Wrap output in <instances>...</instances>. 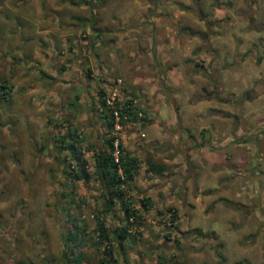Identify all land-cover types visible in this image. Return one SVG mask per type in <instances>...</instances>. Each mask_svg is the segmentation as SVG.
Returning <instances> with one entry per match:
<instances>
[{"label":"rangeland","instance_id":"374dc122","mask_svg":"<svg viewBox=\"0 0 264 264\" xmlns=\"http://www.w3.org/2000/svg\"><path fill=\"white\" fill-rule=\"evenodd\" d=\"M0 84V264H62L67 246L82 264L105 247L116 264H264V160L243 130L264 125V0H0ZM99 87L145 115L116 130L142 161L121 244L118 204L100 214Z\"/></svg>","mask_w":264,"mask_h":264},{"label":"trees","instance_id":"16d2710c","mask_svg":"<svg viewBox=\"0 0 264 264\" xmlns=\"http://www.w3.org/2000/svg\"><path fill=\"white\" fill-rule=\"evenodd\" d=\"M0 87V94L2 95L7 93L10 85L0 84ZM106 94L107 92L103 87H99L96 91L97 105L104 127L102 132V147L98 150L94 158V171L98 175L99 182L104 190L103 195L105 196L100 214L105 215L109 213L112 204L115 202L118 204L123 225L115 229L114 239L121 244L120 242L128 235L127 229L129 225L132 222L135 223L139 217V212L133 206L132 199L126 196L125 191L132 189L134 176L138 173V168L142 161L136 155L127 152L117 140L118 136L114 129V116L110 107L105 102ZM115 108L119 115L118 123L122 126L127 123H132L137 119L145 118V115L141 113V108L132 104L128 99L122 102H116ZM56 141L59 149L67 150L69 156L75 158V141H78L75 134L67 133L57 136ZM114 150H116V155L113 153ZM143 162L146 163L147 171L157 175L164 173V164L155 162L151 158H146ZM138 201L145 208L149 204L148 197H143ZM170 212L171 220L176 218L175 210L171 208ZM76 237L77 235L74 232L69 231L67 232L66 240L72 242ZM97 238L99 243L103 245L108 238L103 227V221L101 220L97 223ZM105 251L107 252L106 256L99 257L98 264H116L115 258L110 256V250L105 247ZM61 262L62 264H82V255L80 253H74L72 247L67 246L61 252Z\"/></svg>","mask_w":264,"mask_h":264},{"label":"flooded vegetation","instance_id":"af4514ba","mask_svg":"<svg viewBox=\"0 0 264 264\" xmlns=\"http://www.w3.org/2000/svg\"><path fill=\"white\" fill-rule=\"evenodd\" d=\"M216 89H217V87H215L213 90H212V92H211V96H216ZM239 107H240V105H239ZM227 113V112H226ZM226 113H224V114H226ZM233 120H235V121H238L239 119H238V116H236V114L233 116ZM264 124V123H263ZM244 130V132L248 135V138H251L250 140L252 141V142H254V144H255V146H256V148H255V152H253V153H251V154H249V157L251 158V160L252 159H263L264 160V125L263 126H260L259 128L258 127H254V126H252L251 128H249L248 130H246V128L245 129H243ZM254 132H256V133H258L259 134V139L257 140V137L256 136H252V135H254ZM207 133V132H206ZM209 134V133H208ZM245 137V136H244ZM245 149V148H244ZM245 152L247 153V151L245 150ZM186 170H187V168H186ZM246 172H248V171H244L243 173H244V175L242 176L241 174H240V176L241 177H246ZM252 173H250L249 175H251ZM262 212H264V204H261V207L259 208Z\"/></svg>","mask_w":264,"mask_h":264},{"label":"built area","instance_id":"2783aa9c","mask_svg":"<svg viewBox=\"0 0 264 264\" xmlns=\"http://www.w3.org/2000/svg\"><path fill=\"white\" fill-rule=\"evenodd\" d=\"M120 83H121V79L116 78L114 82L115 86H118ZM116 95L117 93L115 91V88H113L110 92L106 94L105 102L110 107L111 112L114 116V129L118 130L120 129V124L118 123L119 115H118L117 109L115 108V103L119 102V100L117 99ZM138 115H140V113H138ZM113 153L114 155H116V150H114Z\"/></svg>","mask_w":264,"mask_h":264},{"label":"crops","instance_id":"0c3cea01","mask_svg":"<svg viewBox=\"0 0 264 264\" xmlns=\"http://www.w3.org/2000/svg\"><path fill=\"white\" fill-rule=\"evenodd\" d=\"M147 20L146 21H148V17L146 18ZM142 21H144L143 20V18H142V20H140V23L142 22ZM139 23V22H138ZM151 25V23L150 24H148V26H150ZM134 28H137V26L135 25V26H132V30H134ZM151 35H154V34H149V38L146 36L145 38L147 39V40H152V37H151ZM157 40H160V38H157ZM161 54H163V56L166 58V54L165 53H161ZM162 62H160V65H162L161 64ZM160 67H162V66H160ZM171 69V67H168V70H170ZM224 141H226L224 138H222L221 140H220V142L221 143H224ZM248 175H246V177H247ZM249 176H251V175H249ZM245 177V178H246ZM165 187H167V186H165ZM167 189V188H166ZM260 208V207H259ZM259 208H257V209H259ZM248 209H250V208H247V210ZM257 211V210H256ZM246 212V211H245ZM259 213V212H258ZM261 214V213H260ZM262 215V214H261ZM262 216H264V215H262Z\"/></svg>","mask_w":264,"mask_h":264}]
</instances>
